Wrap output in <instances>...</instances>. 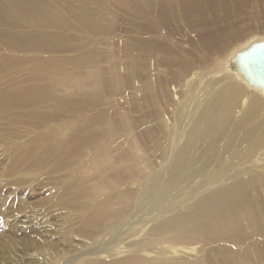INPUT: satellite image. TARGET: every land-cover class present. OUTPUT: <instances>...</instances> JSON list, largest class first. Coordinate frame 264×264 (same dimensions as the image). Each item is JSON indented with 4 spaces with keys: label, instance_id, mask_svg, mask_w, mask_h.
Segmentation results:
<instances>
[{
    "label": "bare ground",
    "instance_id": "1",
    "mask_svg": "<svg viewBox=\"0 0 264 264\" xmlns=\"http://www.w3.org/2000/svg\"><path fill=\"white\" fill-rule=\"evenodd\" d=\"M111 2L0 0L5 173L48 190L0 264H264V0Z\"/></svg>",
    "mask_w": 264,
    "mask_h": 264
},
{
    "label": "rangeland",
    "instance_id": "2",
    "mask_svg": "<svg viewBox=\"0 0 264 264\" xmlns=\"http://www.w3.org/2000/svg\"><path fill=\"white\" fill-rule=\"evenodd\" d=\"M111 1L112 2L110 3V6L112 8L116 7L117 14L119 17L121 16L122 19L127 20L132 15L135 16L136 14H138V12L136 10H134L132 5L118 6L117 4H115L113 2V0H111ZM117 7H119V8H117ZM252 9L263 11L264 3H258L256 5H254V7H250L245 12L249 13L250 11H252ZM259 15H260V16H258L259 20H261V16L263 17V15L262 14H259ZM256 17H253L254 19H252V18L247 19V21L249 23L247 21L246 22L248 24H253V23L256 24L257 21H259L258 17L257 18ZM259 24H261V22H259ZM249 32H246L245 34H243L241 39L245 38L244 40H246V39H250V38L251 39L255 38V36H261V35L264 36V32H259V33L255 32V34H254V32L249 34ZM193 34H195V32ZM247 37H249V38H247ZM258 38L259 37H257V40H260ZM190 39L195 40L194 37H192ZM254 40H256V39H254ZM238 42H240V41H238ZM193 43L191 42V45H193V46L190 48H193V49L196 48L194 50L196 52L198 50L197 48H199L200 45L197 42V45H198L197 46L195 41H193ZM156 70H157V68H156ZM154 72H155V70H154ZM1 80H2V78H1ZM130 91L128 90L127 92H125V94L127 95L125 98L122 95H119V97L120 98L122 97L123 99L121 98L118 101L121 102V100H122V103H123V101H125L121 106L124 107L126 110L132 109V104L134 105L133 102H135L134 98H136V96H134V94H129V93H133V91L132 92H130ZM125 94H123V95L125 96ZM131 99L132 100L134 99L133 102ZM141 102H142L141 104H143L145 102V98H143ZM0 128L2 130V129H5L6 127L1 126ZM5 153L6 152H4L3 147L0 144V262H3V263L8 262L6 256L8 255L7 253H9V252L6 251V253H5V248H4V243L6 240H8L10 238H14L16 240L25 239L28 241L30 240V242L35 241V240H32L30 233H28L27 236L25 234V231L28 229L29 223H30L29 219H26V215L29 212H32L31 211L32 209H36L37 206H41V205H37V200L41 199L40 198L41 196L44 197V195L47 194V191H48L46 189V187H44L45 186L44 185L45 179H43V178L41 179V177L40 178L35 177L33 179L32 178L28 179V178L23 177L22 181H20V182L17 181V183L14 180H12V178H11L12 175H10V174L8 175L7 173H5L6 172L5 170H6L7 164H8V161L6 158L7 154L5 155ZM44 190H46L45 194H44ZM41 230H43V229H41Z\"/></svg>",
    "mask_w": 264,
    "mask_h": 264
},
{
    "label": "water",
    "instance_id": "3",
    "mask_svg": "<svg viewBox=\"0 0 264 264\" xmlns=\"http://www.w3.org/2000/svg\"><path fill=\"white\" fill-rule=\"evenodd\" d=\"M231 64L249 83L264 93V40L255 42L236 54Z\"/></svg>",
    "mask_w": 264,
    "mask_h": 264
}]
</instances>
